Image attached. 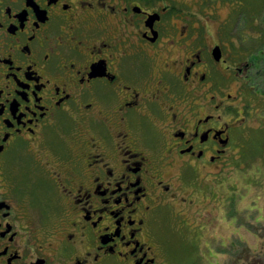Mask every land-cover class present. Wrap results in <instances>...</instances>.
<instances>
[{
  "label": "flooded vegetation",
  "instance_id": "obj_1",
  "mask_svg": "<svg viewBox=\"0 0 264 264\" xmlns=\"http://www.w3.org/2000/svg\"><path fill=\"white\" fill-rule=\"evenodd\" d=\"M204 6L0 0V264H163L165 205L262 97Z\"/></svg>",
  "mask_w": 264,
  "mask_h": 264
},
{
  "label": "rangeland",
  "instance_id": "obj_2",
  "mask_svg": "<svg viewBox=\"0 0 264 264\" xmlns=\"http://www.w3.org/2000/svg\"><path fill=\"white\" fill-rule=\"evenodd\" d=\"M190 1L194 6L205 5L200 14L206 40L221 38L225 50L239 62L245 64L252 50L264 49V37L257 30L264 10L255 12L256 22H247L251 14L241 8L247 1ZM252 66L249 81L264 89V62ZM232 86L234 91L236 85ZM261 94L248 95L257 113L246 119L245 132L235 135L225 170L207 176L200 171L199 185L180 188L172 204L165 205L159 224L163 264H264V141H255L251 149L249 140L262 135L258 129L248 133L264 125V91Z\"/></svg>",
  "mask_w": 264,
  "mask_h": 264
},
{
  "label": "trees",
  "instance_id": "obj_3",
  "mask_svg": "<svg viewBox=\"0 0 264 264\" xmlns=\"http://www.w3.org/2000/svg\"><path fill=\"white\" fill-rule=\"evenodd\" d=\"M245 1H247V4H245V5L242 4V6H241V8L243 10L242 12H244V10H245L246 14H251V16L248 17L247 22H249L250 20H253L254 22H256L257 20L254 17V16H256L255 12H260V11L264 10V2H263V4H261V1H263V0H259L258 2H260V3H258L257 1H253V0H244V2ZM248 2L251 3V4H248ZM249 18H251V19H249ZM262 22L263 23L261 24V28L260 29L252 27V31L257 29L258 31L261 32L260 35H262L264 37V18H263ZM252 38L254 40L258 39V38H255L254 36ZM262 53H264V49H261V50L257 49V52L252 50V55L254 54L255 56H259ZM261 58H263L262 61L264 62V55H263V57L261 56ZM259 132H261L262 138H258L257 136H255L256 140H253V139L249 140V144L251 146V149H254L253 147H254L255 141H257V140H259V141L263 140L264 141V139H263L264 138V127L261 128V130ZM255 137H253V138H255Z\"/></svg>",
  "mask_w": 264,
  "mask_h": 264
}]
</instances>
